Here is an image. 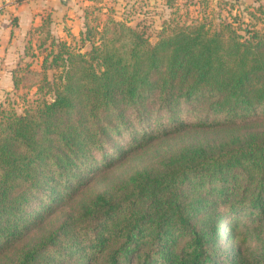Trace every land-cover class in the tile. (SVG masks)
<instances>
[{
  "label": "trees",
  "instance_id": "16d2710c",
  "mask_svg": "<svg viewBox=\"0 0 264 264\" xmlns=\"http://www.w3.org/2000/svg\"><path fill=\"white\" fill-rule=\"evenodd\" d=\"M263 9L219 29L110 15L71 42L48 16L13 94L51 97L0 102V264H264Z\"/></svg>",
  "mask_w": 264,
  "mask_h": 264
},
{
  "label": "rangeland",
  "instance_id": "374dc122",
  "mask_svg": "<svg viewBox=\"0 0 264 264\" xmlns=\"http://www.w3.org/2000/svg\"><path fill=\"white\" fill-rule=\"evenodd\" d=\"M225 1H227V3H225ZM108 2H112L111 6L107 5V3H104L103 0H93V3H91V5H89L90 7H88L87 9L88 11L85 15V22H87L89 26L96 28V31H100L102 29L103 24L106 22L108 16L110 15H113L115 19L119 21L124 19H131L133 20L132 22L130 20V23L132 25H136L137 23L143 25L145 23L146 25L149 24L150 27H153L152 25H154L155 27V24H158V22H161L162 24L165 22L169 23L170 21H172V23H192L197 19H202L206 21L207 24H209L212 28L219 29L221 24L227 21H233L235 20V18H238V21H245L251 19V17L254 21L260 20L257 19V17L260 18V16H263V14L260 15L259 10L262 6H264V0H191V2H188L187 0H178L179 5H175L176 9H172L167 6V0H164L163 2L162 0H160V6L157 8V11L160 12V14H158V17H154L156 9L152 10L151 13L146 12V10L148 11V9L151 10L152 8L150 0H142V2L139 3L136 0H128L127 3L124 4L128 16H123L122 19H119L115 16V14H117V10H120V1L108 0ZM146 7H148V9H145ZM54 23L55 21L53 20L49 28L55 36H58V34L54 30ZM161 23L160 26L162 27ZM260 25L261 24H258V27H260ZM79 27L82 28L81 31L85 30V25H81ZM155 32L150 31L151 40L156 39ZM95 35V40H98L99 34L96 33ZM42 36L46 35L43 34ZM72 42L75 43L74 41ZM89 47L90 44L87 43V45L82 48L81 51H85ZM35 50L37 51V53H39L38 49ZM39 55L42 57L41 54ZM33 66H35V64ZM54 75V70H47V77H49L50 81L54 79ZM43 84L46 85V81ZM34 90L35 88L26 98H23L22 96V93L24 92L23 89H21L16 94L12 93L9 98H7L8 93L0 91V102L3 101L2 105L6 108H16L18 112H22L25 108L34 106L37 103L36 101L38 99L40 100L43 98L51 97L48 85L45 86L43 92L39 94H35ZM150 152L151 149L140 151L134 154L132 153L115 170L130 171L135 167H142L149 164ZM222 230L227 237V222L224 223Z\"/></svg>",
  "mask_w": 264,
  "mask_h": 264
},
{
  "label": "crops",
  "instance_id": "0c3cea01",
  "mask_svg": "<svg viewBox=\"0 0 264 264\" xmlns=\"http://www.w3.org/2000/svg\"><path fill=\"white\" fill-rule=\"evenodd\" d=\"M103 1L109 6L112 4L108 0ZM118 1L121 7L115 16L122 19L128 16L124 7L128 0ZM150 1L152 8L149 10L146 7V12L151 13L156 9L154 17H158L160 0ZM91 3L93 0H0V91L10 94L14 92L13 70L23 61L34 60L35 66L32 68L41 70L43 58L35 47L42 34L43 22L48 16L55 21L54 30L58 36L71 42V36L78 37L82 32L79 26L85 25V15ZM160 23L155 24V27H161Z\"/></svg>",
  "mask_w": 264,
  "mask_h": 264
}]
</instances>
